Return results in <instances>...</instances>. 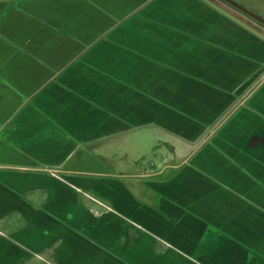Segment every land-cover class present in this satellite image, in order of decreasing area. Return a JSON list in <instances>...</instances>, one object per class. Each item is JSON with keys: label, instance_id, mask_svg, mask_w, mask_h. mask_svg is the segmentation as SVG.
<instances>
[{"label": "crops", "instance_id": "obj_1", "mask_svg": "<svg viewBox=\"0 0 264 264\" xmlns=\"http://www.w3.org/2000/svg\"><path fill=\"white\" fill-rule=\"evenodd\" d=\"M240 12L0 0V264H264V24Z\"/></svg>", "mask_w": 264, "mask_h": 264}, {"label": "water", "instance_id": "obj_2", "mask_svg": "<svg viewBox=\"0 0 264 264\" xmlns=\"http://www.w3.org/2000/svg\"><path fill=\"white\" fill-rule=\"evenodd\" d=\"M225 1L228 2L229 4H231L232 6L240 9L241 11H243L247 15L251 16L252 18L258 20L262 24H264V17L262 15L258 14L256 11H254L250 7L244 5L243 3L239 2L238 0H225Z\"/></svg>", "mask_w": 264, "mask_h": 264}, {"label": "rangeland", "instance_id": "obj_3", "mask_svg": "<svg viewBox=\"0 0 264 264\" xmlns=\"http://www.w3.org/2000/svg\"><path fill=\"white\" fill-rule=\"evenodd\" d=\"M239 2L243 3L244 5H251V4H254V5H257L258 7L262 8L264 10V0H238ZM249 7V6H248ZM252 9V8H251ZM240 16L246 20H248L249 22L251 23H258L259 21L256 19H252L250 18L248 15L240 12Z\"/></svg>", "mask_w": 264, "mask_h": 264}, {"label": "trees", "instance_id": "obj_4", "mask_svg": "<svg viewBox=\"0 0 264 264\" xmlns=\"http://www.w3.org/2000/svg\"><path fill=\"white\" fill-rule=\"evenodd\" d=\"M11 220V218H6L4 221L5 222H8V221H10ZM4 222H0V228H4Z\"/></svg>", "mask_w": 264, "mask_h": 264}]
</instances>
